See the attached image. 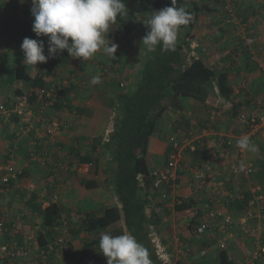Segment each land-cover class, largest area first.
Masks as SVG:
<instances>
[{
	"label": "trees",
	"instance_id": "obj_1",
	"mask_svg": "<svg viewBox=\"0 0 264 264\" xmlns=\"http://www.w3.org/2000/svg\"><path fill=\"white\" fill-rule=\"evenodd\" d=\"M125 2L128 14L117 17L116 23L109 29L108 36L113 35L114 39L111 41L115 44H117L116 41H119L123 46L125 45L123 43L126 42L127 46L129 45L136 51V62L139 63L137 77L131 86L125 88L126 86H122L123 83L116 84L110 80L113 78L111 75L113 72H111L112 68L109 64L100 60L96 62L100 71L99 77H109L108 82L122 90L113 92L116 94V98L102 96L106 99V106L113 107L114 127L108 139L103 142L97 141L91 152L82 154L75 147L68 149L69 147L63 146L58 147L57 151L49 150L51 138L60 137L68 131L70 125L66 122L57 120V122H50L46 125V127L48 126L45 130L46 135L42 138L47 142V149L43 148L44 140H40L41 137L34 133L36 125L54 120L50 117L51 110L53 112L71 110L76 111L75 113L79 111L80 106H76L68 94L71 87H76L74 80H59L57 83L52 81V77L57 76L58 71H62L64 65L70 63V56L66 50L46 63H37L39 65L36 67L26 65L24 54H22L23 58L18 56L17 59H20L16 61V64L10 66L12 63L9 61L5 64L6 68L0 69V92L10 94L8 98L1 97L0 99V105L6 110L0 111V155H2L0 163L6 165L11 157L16 162L20 156H24L33 163V161H37L39 155L47 154V151H50L59 156H56V161L52 164L54 165L53 169L49 172L50 175H53L55 183L60 181L58 178L56 179L58 175H81L80 184L83 189L90 190L99 187L101 183H109L117 197L113 203L104 207H102L103 205L92 206L91 200L88 201L90 202L87 203L88 205L86 204L87 208L81 209L80 206L78 211L80 224L70 228L69 234L65 236L62 229L68 226V223H65L63 214L68 208L62 201L54 200V196L57 197L56 192L54 195L50 190V196L46 200L48 205L43 207V201L39 199V194L37 195L39 192H32L29 196V191L21 187L26 184V179L35 178L33 174L28 175L32 171L29 167L19 166L20 172L16 178L10 177L7 181H3L0 177V204H6L4 202L8 200L10 202L13 193H16L15 197L24 200L26 205L24 209L21 208V211L17 212L0 209V215H10L11 213L14 216L20 215L22 222L30 224L32 229L36 228L39 250L47 254L48 264H56L52 259L59 256V252L63 249H71L76 239L79 240L81 246L78 249H71L72 254L65 264H107L106 258L99 249V238L102 233H111L112 235L130 233L149 251L153 264H166L157 252L152 232L154 227L159 231L158 228L163 221L160 211L163 207V193L165 192L169 198L175 186L173 180L163 187L155 186L153 170L148 163L150 140L156 135L163 114L169 108L180 107L182 98H192L204 104L210 102V107L215 105L213 100L223 98L225 101L226 99V102H232L231 114L236 120L240 111L248 110L244 107L247 102L236 99L233 85L230 83L229 70L238 55L248 51V48L252 49L262 39L252 35L246 36L245 39L238 37V44H231V50L224 52V60L226 62L228 60L229 63L227 62L223 69L213 67L203 59L202 56L207 51L206 44L201 42H196L195 46L192 44L195 38L193 29L199 24L201 17H210L217 12L221 14L224 10L225 17L228 16L230 24H233L237 18L236 15L241 16L237 4L234 6L232 3L233 6L230 5L229 8L227 0H176V6L184 7L192 16L190 22L179 29L176 49L174 51L161 50V47L157 46L154 52L146 54V49L141 45V41L148 28L142 21L147 19L151 12L171 6L172 0H133L135 7H130L127 0ZM33 21L34 19L26 24L30 31H32ZM7 24L8 22H2V27ZM240 24L247 28L246 19H241ZM136 30L139 31V38H137L140 41L139 46L136 43L133 45L131 43ZM248 38H253L254 42L249 44ZM39 39L45 41V54H47V37H39ZM122 50L121 46L117 44L115 55ZM100 53L103 52H97L94 57ZM74 59L80 60L79 66L73 65L69 74L82 72L85 63L88 62V60L83 61L82 58ZM251 65V70L257 67L253 62ZM83 79L85 81L87 78L83 77ZM102 85L101 81L93 86L99 89ZM24 97L26 100L23 103ZM220 106L216 105L218 109ZM221 110V112L226 111L225 108ZM54 124L59 126L60 134L56 135L50 132V128ZM234 125L243 134H248L251 130L249 123L242 124L236 121ZM30 127L32 130H28ZM176 134L177 132L173 133L178 139L179 134ZM32 141H36V143L32 145ZM179 141L183 143L184 138ZM224 142L229 148H234L233 150L238 148L232 141ZM200 146L202 145L196 146V150L193 152L194 157L203 155L205 148L201 150ZM172 151L175 149L169 144L166 151L167 167ZM101 152L107 155L108 159L101 161L98 158ZM80 161L93 162L92 173L100 170L101 175L104 176L98 179L86 178L85 175L73 169L74 163ZM261 167H259L258 175L255 174L259 177L258 180L264 175V163ZM63 178L65 179V177ZM248 179L251 184L252 179L249 177ZM51 184L52 187L56 186L53 182ZM252 199L253 194L248 191L242 199H236L234 202L242 207L247 206ZM155 200L156 203H154ZM230 204L232 205V202L228 205ZM197 207L199 205L194 197L179 198L174 204L176 221L188 220V213ZM200 212L203 215L205 211L200 209ZM198 221H200L199 218L191 219L189 228L192 229ZM60 237H65L64 245L59 243ZM18 239L21 241L20 243H23V235H19ZM207 256L195 260V264L199 260L197 264H202V260ZM235 260L227 248H221L217 253V260L213 264H235ZM259 263L262 264L257 262V264ZM176 264H185V262L179 260Z\"/></svg>",
	"mask_w": 264,
	"mask_h": 264
},
{
	"label": "crops",
	"instance_id": "obj_2",
	"mask_svg": "<svg viewBox=\"0 0 264 264\" xmlns=\"http://www.w3.org/2000/svg\"><path fill=\"white\" fill-rule=\"evenodd\" d=\"M1 1L2 0H0V69L5 67L8 58H10V62L11 59L13 60L10 66L16 64V60L12 57L18 52H23L21 50V44L25 36L29 38L36 36L35 33L30 31L29 27L26 26L27 22H32V19H34L30 11L32 6L31 0H27V2L23 4L20 3V0H5V3ZM127 2L128 4H133V0H127ZM232 3L234 6L237 4L241 16L235 14L237 18L234 20L233 24H230L228 16L225 17L226 13L224 10L221 14L217 12L210 17H201L199 24L193 29L195 41L193 40L192 44H194V42L206 44L207 51L202 56L203 59L213 67L215 66L218 69H223L228 62V60L227 62L224 60V52L231 50V44H238V37L245 39L246 36L252 35L262 39L260 43L254 45L252 49L248 48V51H246L247 53L243 52L238 55L229 70L230 83L233 85L236 99L238 98L242 100V102H247L244 107L248 108V110L262 112L263 107L260 102L264 100V0H227V5L233 6ZM241 19H246L247 28L241 26ZM2 22H8V24L2 27ZM138 36L139 31L136 30L134 38H132V45L136 43V45L139 46L140 41L137 39L139 38ZM33 39H39V37ZM116 43L120 45L123 50L115 55L116 58L114 60L106 54L100 53L95 57L93 56L85 63L84 69L81 70L82 72L69 74V70L72 66L75 65L78 67L80 62L79 59L69 57L70 63L64 65L62 71H58L57 76L52 77V81L54 80L55 83L59 82V80H74L73 82H75L74 84L76 87H71L68 94L71 101L76 106H80V108L78 113L71 110L55 112L51 110L50 117L54 120L36 125L34 133L41 137L40 140L43 139V136L45 137V130L48 127H46V125L50 124V122L53 123L60 120L70 125L65 134L57 138H51V148H49V150L57 151L58 147L62 146L69 147L68 149L75 147V149L79 150L82 154H85L92 151V147L95 146L97 141L103 142L108 139L114 127L112 120L114 113H112L113 107H107L105 104L106 99H104V97L102 98V96L116 98V94L113 92L122 89H117V86L115 87L112 85L113 83L110 84V82H108L107 79H109V77L103 76L100 77L103 83L99 88L100 90L91 84V78L100 75L96 62L100 60L109 64L112 68L111 72H113L111 73L113 78L110 80H113L116 84L123 83L122 86H126L125 88L131 86L134 82L137 77V69L139 66V63L136 62V51L133 50L132 47L127 48L126 42L123 43L125 47H123L119 41H116ZM251 62L255 63V66H257L253 70H251ZM38 63L40 64V62ZM83 77L87 79L84 81ZM8 95L10 94L0 92V99L1 97L8 98ZM213 101H215V105L210 107V102L204 104L192 98H182L180 107L169 108L165 111L160 120V127L156 135L150 140L148 163L154 171L167 167L168 157L166 151L170 144L169 137L177 132V134H179L178 139L184 138V145L179 149L177 153L178 157L176 158V185L173 187L169 198L162 199L163 207L160 211L162 212L161 216L163 217V221L158 228L159 231L154 227L152 232L154 235L153 239H158L162 248L166 251L168 257L166 264H176L179 260L184 261L185 264H195V260L199 259L198 250L201 247L208 249V256L202 260V264L215 263L217 260V253L221 248H227L234 259H242L246 257L244 246L248 245L249 242L251 243L247 228L249 229L250 226H254L257 223V219L248 216V205L240 207L239 204H235V200L232 201V205H228L223 197H217L218 199L212 202L210 200L212 196L211 192H200L192 185L194 181V171L199 169L204 173L206 178L224 179L227 183V190L229 192L237 195H239L240 192L244 195L248 191L252 193L251 185L254 181H257L259 177H251L252 183L250 184L249 179L245 178V175L240 172L239 166L241 163H247L255 167L259 172V167L264 163V138L262 136L264 127L253 129L249 131L248 134L240 133L238 128L234 125L237 120L231 114L230 106L232 102H226V99L224 101L223 98H221V100L218 98ZM216 105H221L220 109H218ZM222 108H225L226 111L221 112ZM244 136L250 138L251 142L256 145L257 150L255 152L245 150L241 158L238 148L233 150L234 148H229L224 141H232L236 144V141ZM153 141H155L156 145L152 146ZM191 144H193L195 149L190 146ZM199 144L202 145L200 146L201 150L205 148L204 153L203 155H196L194 157L193 152ZM151 146L153 148H151ZM47 152L48 153L44 155L45 161L37 160L33 161V164L24 156H20L17 158L16 164L18 166L23 165L24 167H29L32 171H30L28 175L30 176L33 174V177H36L35 174H38V168L39 173H42L41 177L45 178L47 181H53V175H50L49 172L52 171L54 166L52 164L55 163L56 156L58 155L50 151ZM0 156L2 157V155ZM98 158L101 161H105L108 159V156L101 152ZM258 172L256 175H258ZM80 177L81 175L66 174L64 180L68 182L67 188L69 186L73 188V183L76 181V178L80 182ZM85 177L89 179H98L102 177V175L99 170ZM53 183L56 184L54 181ZM31 184L33 183L29 180L25 184L26 186L24 185L29 191V194L32 193L31 191L35 192L34 189L29 190ZM42 186L48 187L46 184ZM21 187L23 188V186ZM80 187L83 189L81 184ZM99 189L103 192L106 190V188L103 187ZM38 192L40 193L41 190ZM13 194V197L9 196L11 197V201L9 202L8 200V203H6L7 205L0 204L1 210L4 211L9 209L10 211L17 212L21 211L18 207L24 209V206H26L24 200L21 201L20 198L15 197L16 193ZM110 194L114 196L115 200L117 199L113 190H111ZM188 197H194L203 212L205 211L204 203L210 202V207L216 212L219 211V213L223 212L232 215L235 218V224L228 229L227 234H221L219 231H216L217 233L213 235L195 236L192 229L187 226L186 220L176 221L175 219L174 204L176 200ZM21 202L23 206H20ZM154 203H156V200ZM101 205L103 204L101 203ZM106 205H108V203H105V206ZM77 210L79 209L77 208ZM204 213H206V211ZM221 221L220 216L212 219V222L217 225H219ZM171 228L177 231L171 233ZM243 231H245V233ZM221 241H225L223 247L220 246ZM186 246L194 247L195 253L193 256H184L182 248ZM199 261H197V263Z\"/></svg>",
	"mask_w": 264,
	"mask_h": 264
},
{
	"label": "clouds",
	"instance_id": "obj_3",
	"mask_svg": "<svg viewBox=\"0 0 264 264\" xmlns=\"http://www.w3.org/2000/svg\"><path fill=\"white\" fill-rule=\"evenodd\" d=\"M26 2L20 0L21 4ZM31 5L34 17L32 31L36 37H47V54L43 39L25 37L21 50L26 65L36 67L38 62L46 63L65 50L70 57L82 58L83 61L99 51L112 60L116 58L117 44L111 41L108 34L117 17L128 14L125 0H31ZM191 19V14L184 7L176 6V0H172L171 6L151 12L142 21L148 28L141 41L146 54L154 52L157 46L161 50L174 51L180 27L187 25ZM90 82L98 84L101 78L93 76ZM44 143L43 148L47 149L46 140ZM236 146L251 152L257 150L247 136L238 139ZM44 155H39L37 160L45 161ZM99 249L107 264H153L149 251L130 233H102Z\"/></svg>",
	"mask_w": 264,
	"mask_h": 264
},
{
	"label": "built area",
	"instance_id": "obj_4",
	"mask_svg": "<svg viewBox=\"0 0 264 264\" xmlns=\"http://www.w3.org/2000/svg\"><path fill=\"white\" fill-rule=\"evenodd\" d=\"M229 7V6H228ZM230 8V7H229ZM249 44L254 42L253 38L247 39ZM196 45L194 42L193 46ZM26 98L22 100L24 103ZM263 107L262 112L257 110H242L237 115V122L246 124L249 123L251 130L258 127H264V100L260 102ZM0 111H6L2 105H0ZM32 130V127L28 128ZM250 130V131H251ZM52 134H60V128L57 124H54L50 128ZM247 135V134H246ZM264 138V132L262 133ZM170 144L173 146L175 151H172L169 155V166L154 170L153 175L155 177V186L163 187L169 184L172 180L174 181V186L177 180V153L179 149L184 145L180 143L179 139L175 135L170 137ZM36 141H32L34 145ZM190 146L195 149L193 144ZM241 158L245 153V150L238 148ZM244 165L239 170L247 178L251 179V176H255L257 170L255 167L247 163H241ZM237 168V167H236ZM78 173L88 176L92 173L94 169L93 162H76L73 165ZM20 172V167L17 166L14 158H10L6 165L0 163V177L3 181H7L10 177L16 178ZM192 185L200 192H211V201L215 202L218 198H225L226 204L231 203L236 199H242L244 194L242 192L239 195L229 192L227 190V183L224 179L216 178H206L204 173L199 169L194 171ZM253 199L248 202V216L257 219V223L254 226H250L247 231L250 236V241L248 245L244 246L246 257L242 259H236L235 264H257V262L264 263V175L258 181H254L251 185ZM167 194L163 193V198L165 199ZM218 197V198H217ZM200 207L190 211L188 213L187 226L190 225L191 219H198V223L192 228V232L195 236H205L207 234H216L219 231L221 234H227L228 229L235 224V218L226 213H219L210 207V202L204 203V209L206 213L203 215L200 212ZM201 214V215H200ZM14 214L10 215H0V264H48L47 254L40 252L36 228L32 229V226L28 223L21 221V216L17 215L13 217ZM221 217V223L219 225L212 222L213 218ZM19 235H23V243L18 239ZM153 235V233H152ZM154 237V235H153ZM156 246L157 252L161 259L166 263L168 257L164 248H162L161 243L158 239H153ZM61 245H64L65 241L62 237L58 239ZM220 246L225 245V241L220 242ZM182 253L186 257L193 256L195 253L194 247L186 246L182 248ZM208 254L207 248H199L198 258H204ZM42 255V257H40ZM260 264V263H259Z\"/></svg>",
	"mask_w": 264,
	"mask_h": 264
},
{
	"label": "rangeland",
	"instance_id": "obj_5",
	"mask_svg": "<svg viewBox=\"0 0 264 264\" xmlns=\"http://www.w3.org/2000/svg\"><path fill=\"white\" fill-rule=\"evenodd\" d=\"M1 2L5 3V0L4 1L2 0ZM125 4H127V3L125 2ZM129 6L135 7V5H133V4H129ZM109 38L111 40L114 39L113 35L112 36L110 35ZM127 48H129V45L127 46ZM21 53H23V52H21ZM18 56L23 58V55L20 53H19V55L15 54V56L12 58L17 61L20 59V58L17 59ZM9 59L10 58H8V60L6 61V64L9 62ZM12 62H13V60L11 59V63ZM164 140H166V139H164ZM153 145H156L155 141H153L152 146ZM152 146H151V148H153ZM26 147L28 148V144L26 145ZM22 166L23 165H21V167ZM37 172H39V169H37ZM257 172H258V170H257ZM41 176H42V173L41 174L38 173L35 178H29L33 183L30 185L29 190L34 189L35 192H38V191H40V188L42 185L46 184V186H48L47 188L42 186L43 189H41V192L39 193V199H42L43 207L48 205L46 200H48L47 197L50 196V190L54 193V195L56 192L57 200L62 201L64 203L65 207L68 208V210L65 211L63 214V217L65 218V223H68V226H65L62 229L64 231L63 234L65 236L67 234H69L70 228H73L74 225H76V224H80V213L78 212L80 210V206H81V209H85L86 204L92 202L91 205L94 207H100L101 203L103 204L102 207H104L105 203L110 204L111 202L113 203L115 200L114 196L112 194H110L111 190H109V189H111V187H110L109 183L108 184H102V183L100 184V187L106 188V190H104V192L101 189H99L100 187L92 188L90 190H85V189H81L80 182L76 178V181L73 183V188H72V186H69L68 188H70V189H68L67 188L68 182H67V180H64V178H63V177H66V175H62V176L58 175L56 177V179L58 178L60 181H59V183H56L55 187H52L51 186L52 184L50 185V183L53 181H51V180L47 181L45 178H43ZM102 176H104V175H102ZM28 181L29 180L26 179V183ZM23 188H26V187L23 186ZM45 188H46V190H44ZM31 192H34V191H31ZM37 195H38V193H37ZM29 196H30V194H29ZM54 200H56V196H54ZM88 201H90V202H88ZM4 203H8V201L7 202L5 201ZM14 205H15V202H14ZM20 206H23L22 202H21ZM21 208L22 207H18V209H20V210H21ZM77 208L79 210H77ZM171 230H172L171 233H175L174 231H177L174 228H171ZM243 232L245 233V231H243ZM62 238L65 240V237H62ZM73 244L74 245L71 249H78L81 246L78 239H76V241ZM71 249L66 248V249H63V251L59 252V256H55V258L52 259L54 261V263L65 264L68 260V257L71 256L70 254H72Z\"/></svg>",
	"mask_w": 264,
	"mask_h": 264
},
{
	"label": "bare ground",
	"instance_id": "obj_6",
	"mask_svg": "<svg viewBox=\"0 0 264 264\" xmlns=\"http://www.w3.org/2000/svg\"><path fill=\"white\" fill-rule=\"evenodd\" d=\"M229 6V5H228Z\"/></svg>",
	"mask_w": 264,
	"mask_h": 264
}]
</instances>
